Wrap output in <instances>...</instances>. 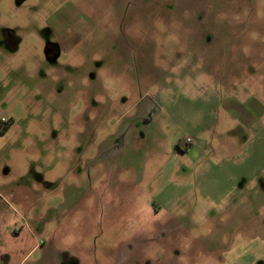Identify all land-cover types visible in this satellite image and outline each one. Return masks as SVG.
Listing matches in <instances>:
<instances>
[{
    "label": "rangeland",
    "instance_id": "374dc122",
    "mask_svg": "<svg viewBox=\"0 0 264 264\" xmlns=\"http://www.w3.org/2000/svg\"><path fill=\"white\" fill-rule=\"evenodd\" d=\"M2 118L0 264H264V0H0Z\"/></svg>",
    "mask_w": 264,
    "mask_h": 264
},
{
    "label": "flooded vegetation",
    "instance_id": "af4514ba",
    "mask_svg": "<svg viewBox=\"0 0 264 264\" xmlns=\"http://www.w3.org/2000/svg\"><path fill=\"white\" fill-rule=\"evenodd\" d=\"M19 5L23 4L25 0H16ZM5 42L10 49H16V40L13 38L11 32H6ZM60 54V46L56 42H48L44 45V57L52 62H54ZM2 127L0 129V134L3 135L7 132L11 121H7L4 118L0 120ZM63 264H77V261L73 258H70L67 262Z\"/></svg>",
    "mask_w": 264,
    "mask_h": 264
},
{
    "label": "crops",
    "instance_id": "0c3cea01",
    "mask_svg": "<svg viewBox=\"0 0 264 264\" xmlns=\"http://www.w3.org/2000/svg\"><path fill=\"white\" fill-rule=\"evenodd\" d=\"M260 105H261L260 103H258V105L257 104L249 105L248 102L244 103L231 99V100H227L226 111L236 109L238 111L237 116L239 121H241V123L246 127H252L254 125L255 118L261 115Z\"/></svg>",
    "mask_w": 264,
    "mask_h": 264
},
{
    "label": "built area",
    "instance_id": "2783aa9c",
    "mask_svg": "<svg viewBox=\"0 0 264 264\" xmlns=\"http://www.w3.org/2000/svg\"><path fill=\"white\" fill-rule=\"evenodd\" d=\"M191 143H192V141H191V139L188 137L186 140H185V143H184V145L186 146V147H190L191 146Z\"/></svg>",
    "mask_w": 264,
    "mask_h": 264
}]
</instances>
